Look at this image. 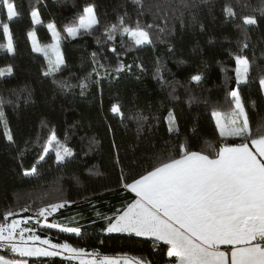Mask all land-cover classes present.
I'll use <instances>...</instances> for the list:
<instances>
[{
	"label": "trees",
	"instance_id": "trees-1",
	"mask_svg": "<svg viewBox=\"0 0 264 264\" xmlns=\"http://www.w3.org/2000/svg\"><path fill=\"white\" fill-rule=\"evenodd\" d=\"M191 2L194 6L184 8L179 0H143L139 8L132 0H13L19 13L14 22H8L6 10L0 13V23H10L14 38V53L0 50V69H12L0 76V107L13 137L9 142L0 124V223L36 218L41 207L67 202L51 222L78 227L81 235L50 231L52 242L167 264L166 245L154 248L150 239L105 230V217H115L134 199L122 187V172L130 183L180 144L196 151L219 148L212 112L227 111L228 94L235 89L253 132L264 125L261 0ZM228 5L234 17L226 15ZM86 6L94 7L99 24L92 34L71 38L64 28ZM32 10L40 16L37 26ZM246 16L255 18L256 25H243ZM119 17L131 27L137 21L154 23L157 27L148 29L154 43L130 47L128 37L122 40L119 33L109 40L105 28ZM49 23L60 33L64 64L45 76L48 62L33 51L28 32L47 45L52 41ZM0 44H6L2 27ZM237 55L249 61V79L239 85ZM118 65L124 70L116 72ZM195 75L201 76L199 82L192 80ZM114 105L122 116L112 112ZM169 113L178 131L169 132ZM53 133L72 153L61 164L51 151L40 160ZM34 166L37 173L25 175ZM9 210L14 215L4 221ZM0 255L19 259L4 249ZM25 259L29 264H67L62 257Z\"/></svg>",
	"mask_w": 264,
	"mask_h": 264
},
{
	"label": "snow or ice",
	"instance_id": "snow-or-ice-1",
	"mask_svg": "<svg viewBox=\"0 0 264 264\" xmlns=\"http://www.w3.org/2000/svg\"><path fill=\"white\" fill-rule=\"evenodd\" d=\"M170 2L164 0L165 4ZM179 2L184 8L194 6L191 0ZM132 3L139 8L144 7L143 0H132ZM261 5L258 10L264 15V0H261ZM5 10L8 22H14V18L19 16L13 0H0V13ZM224 11L229 17L235 16L230 5ZM31 19L33 24L41 23L36 10L31 11ZM256 23V19L251 16L243 18L245 26ZM98 24L94 7L86 6L78 20L66 26L64 31L75 38L78 34H92ZM0 27L7 41L6 44H0V50L14 53L10 23H0ZM154 27H157L154 23L142 26L139 21L134 27L127 26L124 17H119L117 24L106 26L105 32L109 40H113L115 34L119 33L122 40L124 36L128 37L130 47L140 48L154 43L148 31ZM47 28L53 42L43 48L37 46L35 33L28 32L33 51L41 52L48 62L45 76L59 71L64 64L60 33L53 23H49ZM159 31L163 32L164 29ZM112 50L115 51V48ZM235 61L237 84L247 83L249 61L239 55ZM124 68V65H118L115 71L121 72ZM5 71L11 74L12 69H0V76H4ZM192 80L199 82L201 76L195 75ZM259 83L264 90V78ZM228 95L231 100L227 111L212 112L220 138L219 148L209 146V150L196 151L187 144H180L166 156H158L150 169H145L130 183L126 182L122 172V187L133 193L134 199L122 212L118 211L115 217H105L108 221L105 229L107 233L148 238L154 248L166 245L167 264H264V125L258 126L254 133L240 92L232 90ZM112 112L122 116L118 105L113 106ZM168 121L169 132L178 131L172 113H169ZM0 124L4 127L6 139L12 142L13 137L2 107ZM237 138L240 142L228 143L229 139ZM50 151L55 153L57 164L72 155L54 133L44 147L40 160ZM36 173L34 166L25 175ZM65 203L41 207L37 215L47 218L63 208ZM13 215L9 210L3 217L4 221ZM21 223L27 224L28 221L13 219L10 223H0V249L19 257L6 258L0 255V264H29L25 258L58 256L67 261H78V264H148L140 258L103 255L99 251L87 252L68 243H53L50 239H41L31 228L20 227ZM46 227L58 228L62 233L81 235L78 227L52 223ZM25 232L31 234L25 238ZM17 235L19 240L16 239Z\"/></svg>",
	"mask_w": 264,
	"mask_h": 264
},
{
	"label": "rangeland",
	"instance_id": "rangeland-1",
	"mask_svg": "<svg viewBox=\"0 0 264 264\" xmlns=\"http://www.w3.org/2000/svg\"><path fill=\"white\" fill-rule=\"evenodd\" d=\"M37 25H38V24H34V26H37ZM32 32H34V31H32ZM49 33H50V35H51V39H52V34H51L50 31H49ZM68 36H69V35H68ZM70 37H71V36H70ZM28 38H29V36H28ZM71 38H73V37H71ZM35 40H36V36H35ZM29 41H30L31 46H32V48H33L32 39L29 38ZM52 42H53V39H52L51 43H52ZM6 43H7V41H6ZM36 43H37V46L40 47V48H43V47L45 46V45H40V44H38L37 40H36ZM51 43H49V44H51ZM47 45H48V44H47ZM34 52H36V53H38V54L44 56V55H43L41 52H39V51H34ZM241 84H242V83H241ZM235 90H237V89H235ZM263 94H264V90H263ZM114 114H116V113H114ZM56 213H57V211L51 213V215H48L47 218H45V217H39V216H38V217H36V218H30V219H29V218H18V219H16V220H20V221L27 220L28 223H27V224H25V223H21L20 227H22V228H31V229H32V232H33L34 234H36V235H39V236L41 237V239H49V238H47V237H50V236L52 235L50 231H56V232H58V233H62V232L59 231L58 228H51V229H49V228L46 227V225L49 224V223L60 225V224L57 223V222H51V219L54 217V215H56ZM60 226H62V225H60ZM63 226H64V227H67V226H65V225H63ZM30 234H31V233L25 232V238H27V236L30 235ZM66 234H75V233H66ZM52 236H53V235H52ZM140 238H143V237H140ZM16 239L19 240V236H18V235H17ZM145 239H148V238H145ZM53 243H54V242H53ZM65 255H67V254L65 253ZM58 257H60V256H58ZM66 261H67V260H66ZM67 264H78V261H67Z\"/></svg>",
	"mask_w": 264,
	"mask_h": 264
},
{
	"label": "crops",
	"instance_id": "crops-1",
	"mask_svg": "<svg viewBox=\"0 0 264 264\" xmlns=\"http://www.w3.org/2000/svg\"><path fill=\"white\" fill-rule=\"evenodd\" d=\"M251 147V145H249ZM131 193V192H130ZM132 195H134L133 193H131Z\"/></svg>",
	"mask_w": 264,
	"mask_h": 264
}]
</instances>
